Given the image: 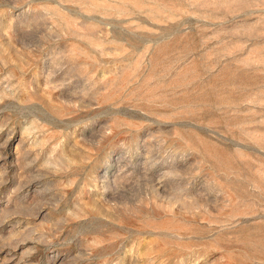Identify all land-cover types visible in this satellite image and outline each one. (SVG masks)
Instances as JSON below:
<instances>
[{
    "label": "rangeland",
    "instance_id": "rangeland-1",
    "mask_svg": "<svg viewBox=\"0 0 264 264\" xmlns=\"http://www.w3.org/2000/svg\"><path fill=\"white\" fill-rule=\"evenodd\" d=\"M0 264H264V0H0Z\"/></svg>",
    "mask_w": 264,
    "mask_h": 264
}]
</instances>
